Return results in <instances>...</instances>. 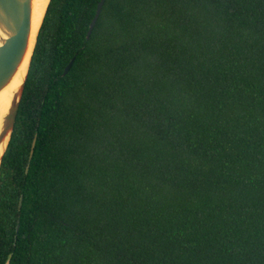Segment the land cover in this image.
<instances>
[{"label":"trees","instance_id":"trees-1","mask_svg":"<svg viewBox=\"0 0 264 264\" xmlns=\"http://www.w3.org/2000/svg\"><path fill=\"white\" fill-rule=\"evenodd\" d=\"M100 1L48 4L0 264H264V0Z\"/></svg>","mask_w":264,"mask_h":264},{"label":"water","instance_id":"water-1","mask_svg":"<svg viewBox=\"0 0 264 264\" xmlns=\"http://www.w3.org/2000/svg\"><path fill=\"white\" fill-rule=\"evenodd\" d=\"M48 0L43 18L45 16ZM104 0H101L89 24L87 38L100 15ZM34 0H0V99L7 100V108L0 123V165L9 144L20 100L27 80L28 71L37 42L42 21L33 36ZM72 60L65 67L66 74ZM35 139L32 142L29 159L32 156ZM18 227L16 228V231ZM5 264H9V258Z\"/></svg>","mask_w":264,"mask_h":264},{"label":"bare ground","instance_id":"bare-ground-1","mask_svg":"<svg viewBox=\"0 0 264 264\" xmlns=\"http://www.w3.org/2000/svg\"><path fill=\"white\" fill-rule=\"evenodd\" d=\"M48 0H34L33 5V36L35 35L44 15V11L46 8ZM7 108V100L5 98L0 99V123L3 114L5 113Z\"/></svg>","mask_w":264,"mask_h":264}]
</instances>
